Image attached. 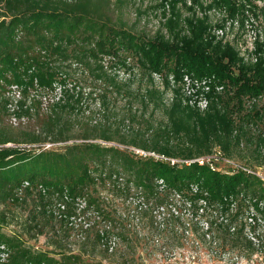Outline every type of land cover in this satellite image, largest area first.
Returning <instances> with one entry per match:
<instances>
[{"label": "trees", "instance_id": "16d2710c", "mask_svg": "<svg viewBox=\"0 0 264 264\" xmlns=\"http://www.w3.org/2000/svg\"><path fill=\"white\" fill-rule=\"evenodd\" d=\"M174 2L164 22L168 35L160 28L147 36L129 25L113 0H0V204L30 199L52 222L72 223L98 204L93 191L111 184L124 193L132 190L144 211H157L168 222L191 225L206 216L205 235L217 225L226 244L255 247L252 237L264 243V232H257L264 219L263 180L244 169L199 162L216 147L230 156L234 145L252 146L264 158V103L250 104L264 97V46L257 49L258 62H246L229 42L209 36L208 17L193 12L182 19ZM224 5L232 15L238 11L231 0H213L208 7ZM127 54L137 57L143 78H118L119 66L132 69ZM165 71L160 87L155 72ZM185 73L214 75L225 90L212 92L205 109L185 104L178 85ZM118 96L128 107L120 112L121 123L111 118ZM135 100L139 109L165 110L164 122L148 125L150 138L148 132L131 131L130 139L124 133L130 132L125 122L137 116ZM95 140L136 146L162 158ZM47 141L63 147L20 145ZM213 213L217 220H210ZM246 213L254 221L245 218L237 227ZM107 235L98 233L99 244L107 247ZM1 245L0 264H82L74 254L61 260L34 254L0 232Z\"/></svg>", "mask_w": 264, "mask_h": 264}, {"label": "rangeland", "instance_id": "374dc122", "mask_svg": "<svg viewBox=\"0 0 264 264\" xmlns=\"http://www.w3.org/2000/svg\"><path fill=\"white\" fill-rule=\"evenodd\" d=\"M171 1H175L174 6L182 14V19L193 12L201 17L198 15L199 11H210L206 16L208 17V32L211 26L222 23L224 7L228 10V16H234L226 5L209 8L208 6L213 0H167L166 3L164 0H113L117 12L124 15L129 25H136L138 29L136 28L135 31L139 34L145 33L147 36H152L160 28L168 35L164 22L171 15L170 7L169 9L167 7ZM200 3H203L205 8L201 7ZM255 3L258 5L253 8L254 10L251 9V13L255 18L258 15L264 28V0ZM259 20H257L258 24L260 23ZM252 24L253 28L248 25L249 29L239 31L238 35L229 34L226 38H222L223 41H231L230 44L236 48L241 58L246 55V45L251 46L249 44L251 42L250 37L253 38L254 36L252 30L258 26L256 23ZM183 28H185L184 23ZM127 55L128 61L133 64L130 67L132 69L127 70L119 66L117 69L118 78L124 80L134 75L136 78L138 76L143 78V74H140L141 70L137 65V57L134 54ZM252 62L254 61H250V63ZM155 75L157 84L162 87L163 85L159 81L166 77V71L155 72ZM158 76H161L160 79ZM134 82L133 92H135L134 87L140 83V79H136ZM171 96V92L166 95V106L170 105ZM183 102L191 105L185 96H183ZM262 103H264V98L260 101V104ZM117 104V114L111 118L119 123L121 110L128 107L125 105V99L122 96H118ZM135 105L134 110H138L137 116L134 120L125 122L124 130L125 128L128 129L130 125V129H128L130 132L124 131L126 138L130 139L134 135L131 131H140L141 134L148 132L146 137L150 138L151 133L148 131V125L164 122L166 119L165 110L158 108L153 111L151 107L139 109L136 100ZM242 117L249 118L250 116H245V113H242ZM247 134L250 135V132H243L244 140H247ZM175 140L172 139V141ZM95 142L104 145H118L134 155L142 154L141 151H143L141 148L132 145L102 140H95ZM20 145L30 150H52L63 147L61 143L49 141L44 144L22 143ZM7 146L14 145L9 143ZM253 149L252 146L241 149L234 145L231 148L230 156H223L220 148L216 147L213 153L211 152L204 157L214 158L217 168L223 170L224 168H235L236 164L243 168L245 166L248 170H255L263 176L264 165H260V162L264 158L261 159ZM149 153L154 152L150 151ZM155 154L158 156V153ZM153 157L155 156L153 155ZM261 178L264 182V176ZM93 195L98 204L89 207L85 212L86 214L82 215L81 213L79 217L71 219L72 223L65 224L58 222V220L52 222L48 215L41 212L37 213L41 204L37 205L36 201L33 202L30 199L19 205L0 204V221L3 222L2 225L0 224V232L7 238L20 242L23 248H27L34 254L45 252L58 260H61L64 255L74 254L79 256L82 264H264V243L255 239V247L244 244H226L223 237L220 238L224 232H221L217 225H214L211 232L208 231L209 233L205 235L207 232L206 216H200L199 219H196L199 221L195 220L191 225L181 221L168 222L163 220L157 211L154 212L155 214L144 211L138 196L132 190L131 193H124L111 184L100 185L98 189L93 191ZM83 200H80V205H84ZM248 216L246 213L242 219H238L236 226L239 227L241 221L246 222L245 218L247 219ZM213 218L217 220V214L213 213L210 220ZM259 231L262 234L264 228H259L257 232ZM102 232L105 235L108 234L105 241H107V247L108 245L111 246L109 251L97 240L98 233L102 234Z\"/></svg>", "mask_w": 264, "mask_h": 264}, {"label": "built area", "instance_id": "2783aa9c", "mask_svg": "<svg viewBox=\"0 0 264 264\" xmlns=\"http://www.w3.org/2000/svg\"><path fill=\"white\" fill-rule=\"evenodd\" d=\"M234 5L238 8V13H236L234 16H231L227 14L228 10L227 8L224 7V18L222 23L217 24L216 26L213 25L209 28V36L214 37L216 40H222V38H226L229 34L231 35H238L239 31H244L247 30V26L249 25L250 28H253L252 23H256L258 26L255 29L252 30L254 33L253 38L250 37L251 42L249 43L251 46L246 45L247 48L245 47V54L243 55V59L246 62L254 61L252 63L258 62L260 56L262 53L258 52L257 49L259 46H264V28L261 25V21L258 18V15H256V18L253 16L251 13V9L255 8L256 4L255 2H259V0L251 1V0H232ZM167 7L169 9V4H167ZM254 10V9H253ZM210 11H199V16L206 17ZM196 13V12H195ZM259 20V24L257 22ZM247 23V24H246ZM218 27V28H216ZM249 29V28H248ZM225 41V42H224ZM224 43H227L226 41L229 40H224ZM231 41H229L230 43ZM251 51V52H250ZM216 76H205L203 78L196 77L190 74H184L182 79L179 82V86L181 89V92L184 94L186 97L187 101L193 105L197 106L201 109H205L208 104H209V99H210V94L212 92H222L225 90V84L223 85L222 83H219L218 80L215 78ZM171 84L172 86H175L176 82L173 76L170 77ZM15 90H18L16 87H14ZM264 97H259V98H254L251 103H257L261 101V99ZM142 155H150V156H155L156 158H162V156H157L155 153H146L144 151H141ZM215 159L214 158H203L199 159V162L203 164L205 161L210 164L212 168H217L215 164ZM172 162L176 161V159H171ZM236 169H244L245 171L249 173H254L257 174L260 178L263 177L261 174H258L255 170L252 169H247L243 168L242 166H238L235 164ZM262 179V178H261ZM254 216L253 214L249 215V222H253ZM260 221V228H264V219L259 220ZM264 232V231H263ZM254 240L256 239L255 237H252ZM0 248H4V245H1ZM1 255L3 257L6 256L4 252H1Z\"/></svg>", "mask_w": 264, "mask_h": 264}]
</instances>
